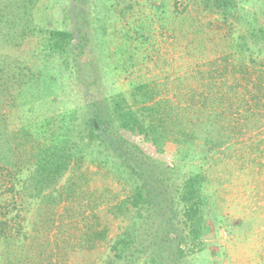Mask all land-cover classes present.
<instances>
[{
	"label": "rangeland",
	"instance_id": "374dc122",
	"mask_svg": "<svg viewBox=\"0 0 264 264\" xmlns=\"http://www.w3.org/2000/svg\"><path fill=\"white\" fill-rule=\"evenodd\" d=\"M3 5V14L7 15L14 2L6 0ZM33 15V23L22 18L15 19V23L4 21L0 26L4 32L0 35V77L7 78L0 87V100L7 92L5 103L0 101V110L11 111L6 121L0 120V139L4 138L6 127L15 129L20 123L14 110L18 101H12L20 86L15 76L20 70L23 79L27 75L33 78L30 82L47 77L43 68L48 64L59 85L64 80V87L60 97L37 102L34 110L43 117L34 122L38 126L31 131L50 136L67 131L72 125L79 130L88 128L85 121L92 114L107 108L111 101H119L120 108L114 112L120 123H110L105 144L120 146L127 139L139 146L143 152L138 151L139 154L152 164L149 174L150 181H154V197L139 225L134 249L138 251L133 261L123 259L117 264H264V109L255 105L253 110L259 117L249 119L241 117L244 109H239L231 121L233 125L258 122L259 128L236 136L210 152L206 159L186 161L177 157L178 147L173 143L157 152L154 145L128 133L120 113L130 110L129 105L136 106L131 92L134 84L141 82H149L158 96L173 98L178 107L187 105L189 94L200 96L220 90L218 78L224 71L222 66H215L227 57L229 61L235 59V63L249 64L251 76L256 77L264 64V0H241L239 8L227 19L188 0H37ZM66 16L76 34L72 46L67 47L72 56L67 62L64 57L49 61L41 28L55 20L59 24ZM11 28L19 33L13 31L9 35ZM216 58L219 62L210 64ZM210 73L216 75L217 84L212 87L205 84L211 80ZM199 96L195 97L196 102ZM207 104L211 105L210 100ZM174 114L172 120H165L170 130L174 125H185L186 116L177 119ZM228 120L219 118L218 125L227 126ZM222 130L226 133V129ZM10 139L12 142L13 137ZM108 152L116 157L114 150ZM192 169H200L206 177L207 197L198 238L193 237V226L180 209L174 207L177 215L169 210L181 179ZM90 170L96 173L89 176L85 188L106 195L99 200L103 202L100 215L108 222L107 203L125 196L130 186L127 180L119 181L114 169ZM26 175L23 172L16 178L0 168V209L7 216L20 213L29 224L30 234L35 235L31 230L39 201L28 197L12 199L13 182L18 188ZM68 176L61 179V184L66 183ZM38 237L43 239L45 232L41 231ZM2 239L0 255L8 246ZM111 241L92 251L98 264L105 263Z\"/></svg>",
	"mask_w": 264,
	"mask_h": 264
},
{
	"label": "trees",
	"instance_id": "16d2710c",
	"mask_svg": "<svg viewBox=\"0 0 264 264\" xmlns=\"http://www.w3.org/2000/svg\"><path fill=\"white\" fill-rule=\"evenodd\" d=\"M5 1L0 0V26L4 21L15 23V19L22 18L33 23V7L37 0H9L10 3L14 2V6L7 15L3 14ZM188 1L200 4L207 11L220 13L227 19L239 8L241 0ZM68 20L70 18L66 16L59 24L55 20L47 28H41L44 30V51L49 61L64 57L67 62L72 56L67 47L72 46L76 34ZM13 31L19 33L11 28L8 34ZM3 33L0 28V35ZM220 61L218 63L216 58L210 63H218L215 69L222 66L224 71L223 76L220 74L218 78L220 90L201 93L200 96L195 92L189 94L185 107L175 105L173 98L158 96L159 93L149 82L134 84L131 95L136 106L129 105L130 110H121L125 120L123 128L128 133H135L144 143L154 145L157 152L163 150L167 143L175 144L178 147L177 157L182 161L206 159L210 152L226 145L236 136L245 134L251 128H259L258 122L255 125L234 122L236 124L233 125L231 121L236 119L237 112L242 108L244 111L240 115L245 119L259 117L253 110L255 105L264 109V64L257 70V76L252 77L249 64L235 63V59L229 61L228 57ZM51 68L46 64L43 71L47 77L34 79L33 82H30L33 78L28 75L23 79L20 70L19 76H15L20 86L11 95L12 101H18L14 110H17L20 123L17 128L9 130L6 127L3 132L4 138L0 139V168L11 172L16 178L20 173H27L18 188L13 182L12 199L18 201L28 197L38 200L39 208L31 230L35 235L30 234L27 228L29 224L20 213L7 216L0 209V238L8 245L0 255V264L95 263L92 251L111 240L104 264H117L123 259L133 261L132 257L138 251L134 249L139 225L154 197V181H150L149 174L152 164L139 154L138 151L142 152L139 146L129 143L127 139L120 146L105 144L110 123L119 121L114 112L120 108L119 101L110 100L108 110L100 108L92 114L85 121L88 128L84 126L79 130L72 125L67 131L50 136L31 131L38 126L34 122H39L43 117L34 110L37 102L51 96L60 97V90L64 87V80L59 85L58 77ZM209 76L211 80L205 84L212 87L217 84L216 75L210 73ZM0 79L1 87L7 78ZM3 96L1 100L5 103L7 92H3ZM209 100L211 105L207 104ZM2 111L0 120L6 121L11 111ZM172 113L177 119L186 116L185 125H174L170 130L165 120L171 119ZM219 118L229 119L228 125H218ZM222 129H226V133ZM109 149L115 151L116 157L108 152ZM123 151L126 152L125 156ZM91 167L114 169L119 181L123 183L127 180L130 186L125 196L107 203L108 222H104L100 215L103 202L99 200L106 195H97L85 188L89 176L96 173L90 172ZM67 174L66 183L61 184V179ZM205 181L206 177L200 169H192L181 179L176 188L178 195L173 197L174 204L169 208L174 215L178 213L173 210L174 207L181 210L182 216L193 226L194 238L202 233L203 208L207 197L204 193ZM79 222L82 224L79 225ZM41 231L45 232L43 239L38 237ZM4 252L8 253L4 255Z\"/></svg>",
	"mask_w": 264,
	"mask_h": 264
}]
</instances>
